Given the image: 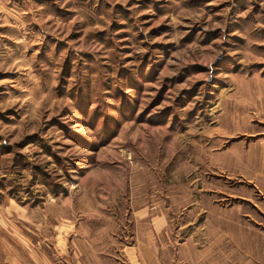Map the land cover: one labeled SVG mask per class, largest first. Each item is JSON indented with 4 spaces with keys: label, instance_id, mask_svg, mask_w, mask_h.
Wrapping results in <instances>:
<instances>
[{
    "label": "rangeland",
    "instance_id": "1",
    "mask_svg": "<svg viewBox=\"0 0 264 264\" xmlns=\"http://www.w3.org/2000/svg\"><path fill=\"white\" fill-rule=\"evenodd\" d=\"M262 143L264 0H0V264H264Z\"/></svg>",
    "mask_w": 264,
    "mask_h": 264
},
{
    "label": "crops",
    "instance_id": "2",
    "mask_svg": "<svg viewBox=\"0 0 264 264\" xmlns=\"http://www.w3.org/2000/svg\"><path fill=\"white\" fill-rule=\"evenodd\" d=\"M259 156L262 163L254 165L251 169L247 166L243 172L248 179L255 182L257 191L264 198V143H262ZM149 231L153 234V227L150 223ZM157 240L151 236L142 241H138L135 246L128 247L126 250L127 258L130 264H179L173 260H164L161 258L160 251L157 249ZM185 264V261H183Z\"/></svg>",
    "mask_w": 264,
    "mask_h": 264
}]
</instances>
